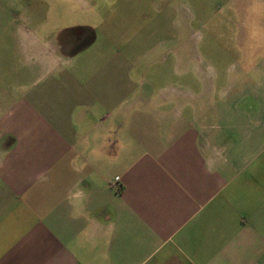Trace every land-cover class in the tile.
Returning a JSON list of instances; mask_svg holds the SVG:
<instances>
[{
  "label": "crops",
  "instance_id": "crops-1",
  "mask_svg": "<svg viewBox=\"0 0 264 264\" xmlns=\"http://www.w3.org/2000/svg\"><path fill=\"white\" fill-rule=\"evenodd\" d=\"M171 1L68 31L45 0L0 6V264H264V50L206 101L155 98Z\"/></svg>",
  "mask_w": 264,
  "mask_h": 264
},
{
  "label": "rangeland",
  "instance_id": "rangeland-1",
  "mask_svg": "<svg viewBox=\"0 0 264 264\" xmlns=\"http://www.w3.org/2000/svg\"><path fill=\"white\" fill-rule=\"evenodd\" d=\"M31 1L0 0V6L6 5L8 9L20 2ZM45 1L51 3L47 16L50 29L68 31L84 25L90 27L89 22L99 21L100 17L114 11L120 0ZM167 4L169 11L158 9V12L174 15L175 19L185 18L182 20L185 25L174 21L176 30L183 36V42L178 43L183 49L179 56L168 53L166 58L153 57L152 62L146 65V75L152 79L155 98L178 94L192 101L196 99L193 93L197 94L196 87L201 83L204 85L201 99L206 101L213 88L208 73L211 77L215 71L220 82L228 81L231 75L233 79H240L244 53L252 49L264 50V0H172ZM5 18L6 13L0 8V22ZM4 40L5 37L0 42V69L3 74L4 69L11 65V53L4 46ZM88 52L95 56L96 47ZM187 87L193 89L187 91Z\"/></svg>",
  "mask_w": 264,
  "mask_h": 264
},
{
  "label": "built area",
  "instance_id": "built-area-1",
  "mask_svg": "<svg viewBox=\"0 0 264 264\" xmlns=\"http://www.w3.org/2000/svg\"><path fill=\"white\" fill-rule=\"evenodd\" d=\"M117 189H119V187H117Z\"/></svg>",
  "mask_w": 264,
  "mask_h": 264
}]
</instances>
